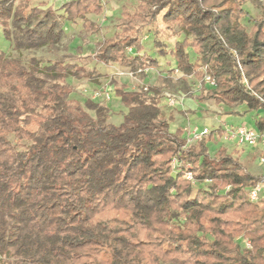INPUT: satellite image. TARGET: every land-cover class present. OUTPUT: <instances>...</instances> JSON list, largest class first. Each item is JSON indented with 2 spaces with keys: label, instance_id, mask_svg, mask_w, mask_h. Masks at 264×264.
Wrapping results in <instances>:
<instances>
[{
  "label": "trees",
  "instance_id": "obj_1",
  "mask_svg": "<svg viewBox=\"0 0 264 264\" xmlns=\"http://www.w3.org/2000/svg\"><path fill=\"white\" fill-rule=\"evenodd\" d=\"M31 1L0 0L3 35L18 53L55 47L65 34L51 8ZM210 1L143 0L134 18L165 11L166 24H181L186 38L159 56L170 55L185 77L202 80L206 68L216 86L196 100L264 111V6L248 31L243 7L254 0ZM62 10L74 23L101 15L104 3L70 0ZM122 16L97 60L133 73L157 68L128 12ZM86 75L0 51V264H264V200L251 203L246 192L263 177L224 148L211 159L208 140L185 148V132L171 131L173 115L159 107L155 88L116 89L126 112L120 125L110 123L108 106L70 99L67 80ZM254 126L264 133V117ZM186 173L209 189L193 197ZM237 236L252 249H241Z\"/></svg>",
  "mask_w": 264,
  "mask_h": 264
},
{
  "label": "rangeland",
  "instance_id": "obj_2",
  "mask_svg": "<svg viewBox=\"0 0 264 264\" xmlns=\"http://www.w3.org/2000/svg\"><path fill=\"white\" fill-rule=\"evenodd\" d=\"M17 1L20 2L21 0ZM142 1L102 0L104 12L101 15L88 14L86 20H78L73 23L67 22L62 17L64 14L62 6L66 1L32 0L33 7L40 6L44 10L51 8L60 17L61 27L65 33L61 43L55 47H45L38 52L18 53L5 39L0 26V51L9 58H20L27 64L34 58L39 61L41 67L61 62L81 68L90 76L67 80L66 83L71 90L70 99L82 106L87 100L108 106L114 113L109 122L115 125L121 124L122 113L126 112L120 99L116 96V89L125 87L130 91L148 90L150 92L152 88H155L161 101L164 100L165 94L184 96V99H188L190 102V108L186 113H178L176 109L161 106L166 111L167 116L173 115L171 131L175 132L180 128L187 137V134L194 128L202 131L208 125L206 121L211 120L212 125H208L206 128L211 130L212 138H209L210 135L205 138L208 140L209 157L214 159L216 153L224 148L235 161L243 164L251 174L264 177V168L258 166L256 162L260 154L259 149L250 150L248 147L239 149L234 143L225 140L227 128H237L242 125L253 126L255 121L264 117V111H246L244 106L232 109L224 105L218 106L213 101L200 102L196 100L195 98L199 96L203 88L200 87L201 80L183 76L178 70L176 61L170 55L163 58L159 56L160 49L171 51L178 41H183L186 38L181 24H166L163 19L165 11L152 17L149 11L145 10L142 15L147 14L145 15L147 22L135 21L134 15L140 11L139 7ZM215 1L211 0L210 2L215 3ZM40 3H45V5H40ZM263 6L264 0L245 3L243 9L246 16L241 19V23L248 31L253 28L250 20L261 16ZM124 11L128 12V17L132 18L138 28L145 52L159 60L160 64L157 68L146 69L143 73H133L121 65H104L97 60L99 44L120 33L125 20V17L122 16ZM187 38L192 39V37ZM132 52L134 51L128 49V56H131ZM187 53L192 62H195L196 55L193 50L187 49ZM201 71L204 74L206 68ZM108 94L111 96L110 100L106 99ZM160 105H162L161 102L159 107ZM210 184V182L192 184V196L197 194L199 188L208 190ZM248 188H246V192ZM240 237L242 236H237L235 242Z\"/></svg>",
  "mask_w": 264,
  "mask_h": 264
},
{
  "label": "built area",
  "instance_id": "obj_3",
  "mask_svg": "<svg viewBox=\"0 0 264 264\" xmlns=\"http://www.w3.org/2000/svg\"><path fill=\"white\" fill-rule=\"evenodd\" d=\"M64 1L67 2L69 0ZM215 86V80L205 71L203 79L200 82V87L211 89ZM110 98L111 96L109 94L106 95L107 100H110ZM184 100V96L165 94L164 100L161 101L162 105H160V107L164 106L171 109H179L183 106ZM211 133L212 132L209 130V128H204L202 131H200L198 128H194L187 134L185 148L198 144ZM225 140L234 143L239 149L244 147H248L250 150L259 149L260 154L256 162L258 166L264 168V133H261L258 129H256L255 126L242 125L237 128H227ZM177 165V160H174L173 168H175ZM185 178L195 184V180L191 173H186ZM229 189L230 187L228 186L226 191ZM247 196L249 201L254 204H259L264 200V177L263 181L247 189ZM237 243L243 250L252 249L251 241L246 238H238Z\"/></svg>",
  "mask_w": 264,
  "mask_h": 264
},
{
  "label": "crops",
  "instance_id": "obj_4",
  "mask_svg": "<svg viewBox=\"0 0 264 264\" xmlns=\"http://www.w3.org/2000/svg\"><path fill=\"white\" fill-rule=\"evenodd\" d=\"M189 108H190V102L187 99V100H184V104H183V106L181 108H179V110L176 109L177 110L176 112H178V113H181V112L182 113H186V111H188ZM206 122H207L208 125H212V121L211 120H208ZM208 125L205 126L204 128L208 127Z\"/></svg>",
  "mask_w": 264,
  "mask_h": 264
}]
</instances>
